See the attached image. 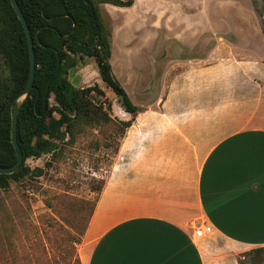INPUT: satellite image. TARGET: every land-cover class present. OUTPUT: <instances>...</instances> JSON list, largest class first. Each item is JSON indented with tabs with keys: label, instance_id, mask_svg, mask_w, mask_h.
<instances>
[{
	"label": "crops",
	"instance_id": "crops-1",
	"mask_svg": "<svg viewBox=\"0 0 264 264\" xmlns=\"http://www.w3.org/2000/svg\"><path fill=\"white\" fill-rule=\"evenodd\" d=\"M183 38L153 30V76L172 72L161 79L164 119L145 113L151 125L126 128L84 229L82 264H239L264 248V79L220 74L261 59L221 53L215 32ZM202 225L211 232L195 239Z\"/></svg>",
	"mask_w": 264,
	"mask_h": 264
},
{
	"label": "rangeland",
	"instance_id": "rangeland-1",
	"mask_svg": "<svg viewBox=\"0 0 264 264\" xmlns=\"http://www.w3.org/2000/svg\"><path fill=\"white\" fill-rule=\"evenodd\" d=\"M98 9L111 32L112 74L138 112L125 113L99 79L94 60L79 59L68 72L69 81L79 89L98 86L102 95L92 93L89 98L111 120L75 123L54 153L25 161L30 171L43 170L40 177L8 179V187L0 190V264H82L84 229L127 131L121 122L131 120L133 126L147 127L151 119L145 113L164 119L166 87L161 79L172 72L158 71L153 76L149 44L154 29L171 30L179 38L215 32L226 43L221 53H243L262 62L235 75L222 71L221 78H240L241 72L246 80L264 79L260 73L264 71V0H137L124 13L109 4H98ZM0 75H7L1 59ZM181 102L182 95L174 104ZM201 154L194 152L191 166L198 164ZM238 261L264 264V249H252Z\"/></svg>",
	"mask_w": 264,
	"mask_h": 264
},
{
	"label": "trees",
	"instance_id": "trees-1",
	"mask_svg": "<svg viewBox=\"0 0 264 264\" xmlns=\"http://www.w3.org/2000/svg\"><path fill=\"white\" fill-rule=\"evenodd\" d=\"M15 1L29 29L35 70L32 89L17 113L16 138L22 164L13 174H0V190L8 187V179L28 174L40 177L43 170L30 171L25 168V161L54 153L75 123L111 120L89 98L92 93L102 95L98 86L79 89L69 81L68 72L78 65L79 59L92 58L99 79L116 96L124 112L131 116L138 112L112 74L111 32L103 25L98 9V4L127 8L135 0ZM0 59L7 72L4 77L0 75V168H8L16 161L10 140V106L26 86L29 73L25 33L9 0H0ZM121 124L126 129L131 120Z\"/></svg>",
	"mask_w": 264,
	"mask_h": 264
},
{
	"label": "water",
	"instance_id": "water-1",
	"mask_svg": "<svg viewBox=\"0 0 264 264\" xmlns=\"http://www.w3.org/2000/svg\"><path fill=\"white\" fill-rule=\"evenodd\" d=\"M9 2L25 33V38L27 41V48H28V55H29V73H28V79H27L26 86L21 91V93L12 101L11 106H10V120H11L10 140H11V145L15 153L16 161L11 167L0 168V174H3V175L13 174L15 171H17L20 168L22 164V153L20 151V148L17 143V138H16L17 113H18V108H19L20 103L26 98V96L29 94V92L32 89L34 70H35L33 44L31 41L29 29L26 25L24 17L16 1L9 0Z\"/></svg>",
	"mask_w": 264,
	"mask_h": 264
},
{
	"label": "built area",
	"instance_id": "built-area-1",
	"mask_svg": "<svg viewBox=\"0 0 264 264\" xmlns=\"http://www.w3.org/2000/svg\"><path fill=\"white\" fill-rule=\"evenodd\" d=\"M210 232H211V229L209 226L202 225L194 229L193 237L195 239H201L203 236L209 234Z\"/></svg>",
	"mask_w": 264,
	"mask_h": 264
}]
</instances>
